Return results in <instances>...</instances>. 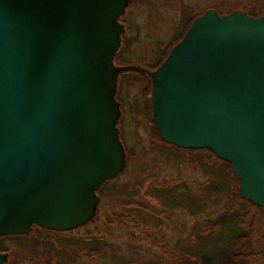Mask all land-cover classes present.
<instances>
[{
	"label": "water",
	"instance_id": "95a60500",
	"mask_svg": "<svg viewBox=\"0 0 264 264\" xmlns=\"http://www.w3.org/2000/svg\"><path fill=\"white\" fill-rule=\"evenodd\" d=\"M125 2L0 0V236L85 224L124 167L113 76L129 67L111 64ZM151 78L161 139L210 149L264 207V16L208 10Z\"/></svg>",
	"mask_w": 264,
	"mask_h": 264
},
{
	"label": "rangeland",
	"instance_id": "374dc122",
	"mask_svg": "<svg viewBox=\"0 0 264 264\" xmlns=\"http://www.w3.org/2000/svg\"><path fill=\"white\" fill-rule=\"evenodd\" d=\"M125 1L115 20L121 28L120 46L111 64L129 67L113 76L124 167L95 192L96 213L85 224L63 231L31 225L19 237L0 236L4 264H199L194 256L197 238L206 237L223 212L239 205V187L213 151L182 152L164 143L151 117L150 94L152 74L187 30L188 17L210 9L226 11L241 0ZM201 162L215 166L204 172ZM222 175L229 178L227 193L207 195L209 188L223 186ZM151 194L166 198L160 201ZM247 217L245 238L235 250L238 262L264 264V212L253 209ZM227 236L223 232L221 240L206 239L204 245L221 247Z\"/></svg>",
	"mask_w": 264,
	"mask_h": 264
},
{
	"label": "trees",
	"instance_id": "16d2710c",
	"mask_svg": "<svg viewBox=\"0 0 264 264\" xmlns=\"http://www.w3.org/2000/svg\"><path fill=\"white\" fill-rule=\"evenodd\" d=\"M243 1L244 0H241V3H240L243 5L235 3V4H233V6L226 8V11H224V10L221 11L220 9H215V10L217 11V14L219 16L231 14L233 11H241V12H243L247 15H250L252 17H255V16L263 17L264 16V6H263L264 0H250V1H252V4H254L253 6H248V4L245 2L243 3ZM189 17H188V22H189V20H192L191 21V23H192L193 20H195L197 17H200V14L192 16V17L189 16ZM187 23H185V25L187 26L186 27L187 30H183V32L180 34V39H178V42L182 39L183 35H185L186 32L189 30L191 23L188 25H187ZM177 44H175L174 46H176ZM173 47H171V49ZM169 51H168V54H169ZM168 54L163 59L161 58L162 61L160 62V60H161L160 59L158 61L160 63H158V64L161 65V63H163V61L168 57ZM117 57L118 56H116V58ZM159 66H157V67H159ZM166 144H168V143H166ZM169 145H171V144H169ZM171 146L175 147L176 149H178L179 151H182V152L193 150V149H187V148L180 149L177 146H175L174 144H172ZM214 156H215V154H214ZM219 161H221V162L223 161L228 165V173H229V175H231L233 177V181L235 182L236 187H239V184H237V180L235 179L233 173L231 172V164L229 162L224 161V160H219ZM199 164H200V168L204 172L206 171L207 167H211L212 165L215 166L214 164H205L203 162H201ZM222 176H223V178H222L223 186H218V187L216 186V187L209 188L207 195H210V193H214V194L219 195V192L227 193L226 182L228 181L229 178H225L224 175H222ZM208 183L209 182H207V184ZM101 187H102V185L96 189V192H99L100 190H102ZM165 194H168V193H165ZM151 196L154 198H158L160 201H162L164 198H166V197L161 198L162 196H164V194L163 195H158V194L152 195L151 194ZM237 197H238V200L240 201V202H238L239 203L238 207H236L235 209H233L230 212H223L220 215L219 219L213 223V227H212L213 229L210 228L209 234L206 235V237L205 236L204 237L199 236L197 238V240H196L197 244H196L194 256H196V259H197V261H199V264H243L241 262H238V258L240 255H238L239 253H236L235 250L237 248L238 242L241 241L243 238H245V233H243V228H244V224L248 221L247 215L249 214V211L253 210V209L254 210H261L262 209L264 212V207L254 205L250 201L245 200L242 197H240L239 194ZM187 200H188V198L184 197V201L187 202ZM245 203L247 204V207L245 206ZM186 208H189V207L186 206ZM250 224H252V222H250ZM32 226L38 227L35 225H32ZM43 229L46 231H49L46 228H43ZM223 232L228 233V236L225 239L223 246H221V247L220 246H216V247L212 246L210 248H208V247L206 248V246L204 245V240H206V239L211 240V241H213L215 239L221 240V235ZM19 236H8V237H3V238H12V237H19ZM2 248L3 247L0 246V252L6 251V250H3L5 248H3V249ZM246 264H248V263L246 262Z\"/></svg>",
	"mask_w": 264,
	"mask_h": 264
},
{
	"label": "bare ground",
	"instance_id": "6f19581e",
	"mask_svg": "<svg viewBox=\"0 0 264 264\" xmlns=\"http://www.w3.org/2000/svg\"><path fill=\"white\" fill-rule=\"evenodd\" d=\"M104 183H106V182H104ZM104 183H103V184H104Z\"/></svg>",
	"mask_w": 264,
	"mask_h": 264
}]
</instances>
